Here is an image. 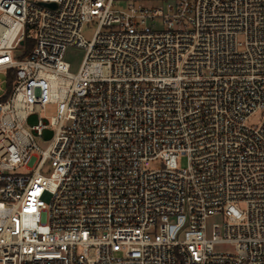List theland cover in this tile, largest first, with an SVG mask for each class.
<instances>
[{"label": "built area", "instance_id": "obj_1", "mask_svg": "<svg viewBox=\"0 0 264 264\" xmlns=\"http://www.w3.org/2000/svg\"><path fill=\"white\" fill-rule=\"evenodd\" d=\"M0 73V264H264V0H0Z\"/></svg>", "mask_w": 264, "mask_h": 264}, {"label": "rangeland", "instance_id": "obj_2", "mask_svg": "<svg viewBox=\"0 0 264 264\" xmlns=\"http://www.w3.org/2000/svg\"><path fill=\"white\" fill-rule=\"evenodd\" d=\"M124 5V3H122ZM96 22L93 23H86L83 26L82 29V35L84 36L85 39L90 40L96 30ZM21 52V49L15 51V58L16 56ZM84 53L85 51L81 48L78 47H70L67 49L65 53V60L70 64V70L73 73H76L82 63V60L84 58ZM0 78L4 79V74L0 73ZM57 113V106L55 104H48L44 111L39 114L40 117L46 116L48 119H50L51 116L56 115ZM260 121V116H255L251 119L252 124H256ZM36 143L42 148L45 149L48 145V141L36 137L35 138ZM159 165V161H153L150 164L151 168H156ZM187 165L186 157H182L179 159V166L180 167H185Z\"/></svg>", "mask_w": 264, "mask_h": 264}, {"label": "trees", "instance_id": "obj_3", "mask_svg": "<svg viewBox=\"0 0 264 264\" xmlns=\"http://www.w3.org/2000/svg\"><path fill=\"white\" fill-rule=\"evenodd\" d=\"M14 78H15V70L12 69V70H10L8 72V76H7V84H6V86H7L8 93L11 92Z\"/></svg>", "mask_w": 264, "mask_h": 264}, {"label": "water", "instance_id": "obj_4", "mask_svg": "<svg viewBox=\"0 0 264 264\" xmlns=\"http://www.w3.org/2000/svg\"><path fill=\"white\" fill-rule=\"evenodd\" d=\"M51 6H54L53 4H50Z\"/></svg>", "mask_w": 264, "mask_h": 264}]
</instances>
